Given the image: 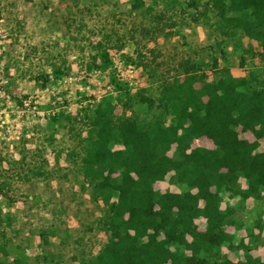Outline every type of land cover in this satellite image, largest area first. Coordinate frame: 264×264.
Instances as JSON below:
<instances>
[{
	"label": "rangeland",
	"instance_id": "1",
	"mask_svg": "<svg viewBox=\"0 0 264 264\" xmlns=\"http://www.w3.org/2000/svg\"><path fill=\"white\" fill-rule=\"evenodd\" d=\"M217 19L210 0H0V264H81L104 246L107 205L82 167L86 108L112 95L122 114L125 91L157 99L162 80L186 59L202 66L207 82L229 68L252 87L264 85L260 43L243 29L223 32ZM133 108L148 118L158 112L146 103ZM194 145L214 142L203 136ZM155 186L182 189L170 177ZM227 204L238 222L227 227L240 246L233 258L245 260L241 242L250 241L263 261L264 198L223 193ZM196 222L206 228L204 216Z\"/></svg>",
	"mask_w": 264,
	"mask_h": 264
},
{
	"label": "trees",
	"instance_id": "2",
	"mask_svg": "<svg viewBox=\"0 0 264 264\" xmlns=\"http://www.w3.org/2000/svg\"><path fill=\"white\" fill-rule=\"evenodd\" d=\"M210 4L219 29H243L264 52V0ZM109 55L103 48L106 65ZM180 65L175 77L162 80L157 99L143 90L140 99L125 91L122 114L112 95L85 109L83 173L107 209L100 219L106 242L81 264H264L255 260L250 241L241 242L245 260L223 255L226 244L240 248L227 230L238 224L235 206L223 207V193L243 202L264 198V85L252 87L229 68L207 82L200 64L186 59ZM136 103L158 112L142 117ZM239 128L255 139L242 137ZM203 136L213 140V148L194 145ZM168 177L182 189L159 191L155 184ZM199 215L206 218L204 230Z\"/></svg>",
	"mask_w": 264,
	"mask_h": 264
},
{
	"label": "crops",
	"instance_id": "3",
	"mask_svg": "<svg viewBox=\"0 0 264 264\" xmlns=\"http://www.w3.org/2000/svg\"><path fill=\"white\" fill-rule=\"evenodd\" d=\"M236 248L235 247H231V246H227L226 248V253H227V256L228 258L232 259L233 261H238V259H234L233 256L235 255V250ZM255 251H257L256 249L252 250L251 253L254 257H257V255L255 254ZM264 261V259H263Z\"/></svg>",
	"mask_w": 264,
	"mask_h": 264
},
{
	"label": "built area",
	"instance_id": "4",
	"mask_svg": "<svg viewBox=\"0 0 264 264\" xmlns=\"http://www.w3.org/2000/svg\"><path fill=\"white\" fill-rule=\"evenodd\" d=\"M131 67V66H130Z\"/></svg>",
	"mask_w": 264,
	"mask_h": 264
}]
</instances>
